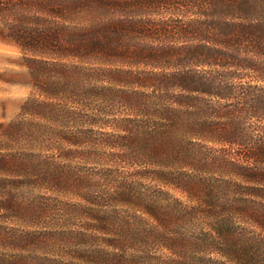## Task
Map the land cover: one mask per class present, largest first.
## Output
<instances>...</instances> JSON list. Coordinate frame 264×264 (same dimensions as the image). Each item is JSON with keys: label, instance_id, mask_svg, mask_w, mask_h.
<instances>
[{"label": "trees", "instance_id": "obj_1", "mask_svg": "<svg viewBox=\"0 0 264 264\" xmlns=\"http://www.w3.org/2000/svg\"><path fill=\"white\" fill-rule=\"evenodd\" d=\"M0 44V264H264V0H0Z\"/></svg>", "mask_w": 264, "mask_h": 264}, {"label": "rangeland", "instance_id": "obj_2", "mask_svg": "<svg viewBox=\"0 0 264 264\" xmlns=\"http://www.w3.org/2000/svg\"><path fill=\"white\" fill-rule=\"evenodd\" d=\"M17 49L0 44V124L13 120L33 90Z\"/></svg>", "mask_w": 264, "mask_h": 264}]
</instances>
